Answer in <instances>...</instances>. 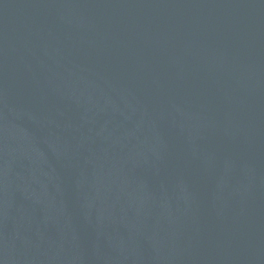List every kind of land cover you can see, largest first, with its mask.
<instances>
[{"label": "water", "instance_id": "obj_1", "mask_svg": "<svg viewBox=\"0 0 264 264\" xmlns=\"http://www.w3.org/2000/svg\"><path fill=\"white\" fill-rule=\"evenodd\" d=\"M0 264H264V0H0Z\"/></svg>", "mask_w": 264, "mask_h": 264}]
</instances>
